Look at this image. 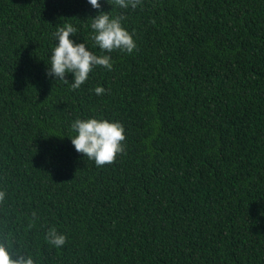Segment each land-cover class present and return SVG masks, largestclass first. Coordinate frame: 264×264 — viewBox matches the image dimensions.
<instances>
[{"label":"trees","instance_id":"16d2710c","mask_svg":"<svg viewBox=\"0 0 264 264\" xmlns=\"http://www.w3.org/2000/svg\"><path fill=\"white\" fill-rule=\"evenodd\" d=\"M101 5L136 48L73 90L45 75L52 33L103 55L99 10L0 0V240L35 264H264V0ZM77 117L124 126L114 161L74 150Z\"/></svg>","mask_w":264,"mask_h":264},{"label":"clouds","instance_id":"9594fccd","mask_svg":"<svg viewBox=\"0 0 264 264\" xmlns=\"http://www.w3.org/2000/svg\"><path fill=\"white\" fill-rule=\"evenodd\" d=\"M87 3L97 9L95 16H90L92 40L94 45L105 54L98 55L84 42H76L73 37L77 34V28L65 23L56 28L52 33L54 46L50 49L46 61L45 75L54 82L69 83L71 89H79L96 67L108 70L112 68V59L106 53L114 50L131 53L136 48V41L122 24L123 14L113 15L111 11L100 10L101 0H87ZM113 7L120 9H136L141 0H107ZM66 74H71L72 82L65 79ZM96 95L103 94L106 90L102 86L93 89ZM71 130L74 135L68 136L77 153L83 154L89 160L94 161L97 167L114 161L124 149L125 129L119 121L106 118L77 117L71 122ZM5 193L0 191V199ZM66 235L55 226H50L45 233L46 242L53 248L59 249L66 243ZM12 245L0 240V264H35L31 255L18 254L13 256L10 251Z\"/></svg>","mask_w":264,"mask_h":264}]
</instances>
